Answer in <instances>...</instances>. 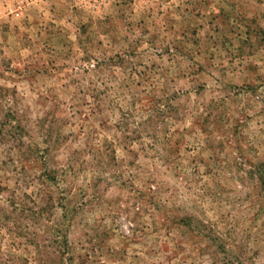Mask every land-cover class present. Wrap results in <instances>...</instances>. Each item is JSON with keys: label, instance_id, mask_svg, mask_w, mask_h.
Segmentation results:
<instances>
[{"label": "rangeland", "instance_id": "374dc122", "mask_svg": "<svg viewBox=\"0 0 264 264\" xmlns=\"http://www.w3.org/2000/svg\"><path fill=\"white\" fill-rule=\"evenodd\" d=\"M0 264H264V0H0Z\"/></svg>", "mask_w": 264, "mask_h": 264}]
</instances>
